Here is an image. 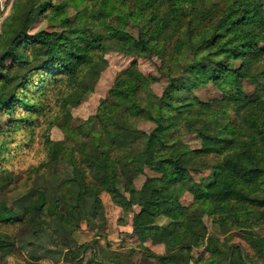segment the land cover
<instances>
[{
  "label": "trees",
  "instance_id": "1",
  "mask_svg": "<svg viewBox=\"0 0 264 264\" xmlns=\"http://www.w3.org/2000/svg\"><path fill=\"white\" fill-rule=\"evenodd\" d=\"M38 19L47 30L29 36ZM109 52L134 62L116 76L95 116L74 127L70 110L93 89ZM154 58L167 82L159 96L151 89L158 77L138 67V60ZM243 82L255 94H246ZM208 84L221 98L203 102L195 96ZM2 118V180L35 142L44 158L28 172L44 187L18 212L21 219L0 206V229L40 220L57 192L71 201L65 213L53 201L59 220L80 216L87 197L97 202L107 192L126 207H139L136 232L164 242L168 252L182 245L180 264H188L190 250L200 244L209 255L193 264H253L240 246L232 250L207 237L204 216L217 217L214 225L223 234L239 229L264 257V236L251 230L252 215L264 219V0H14L0 28ZM140 121L154 125L149 134L137 128ZM52 127L65 139H49ZM192 134L198 149L181 142ZM141 139L143 152L132 153ZM63 162L70 170L57 169ZM144 167L160 176L148 177L137 190L133 179ZM204 170L211 181L194 182L189 172ZM120 183L127 198L118 192ZM186 193L192 195L187 207L179 203ZM160 216L172 221L171 228L156 225ZM5 234L0 232V253L13 246Z\"/></svg>",
  "mask_w": 264,
  "mask_h": 264
},
{
  "label": "rangeland",
  "instance_id": "2",
  "mask_svg": "<svg viewBox=\"0 0 264 264\" xmlns=\"http://www.w3.org/2000/svg\"><path fill=\"white\" fill-rule=\"evenodd\" d=\"M13 1L0 0V28L4 18L11 14ZM44 29L47 30L45 22L38 19L29 29L28 35L33 36L36 32ZM105 58L106 66L100 73L93 89L81 99L77 107L70 110L71 124L74 127L83 125L87 119L95 116L99 102L107 97L116 76L134 62L133 58L114 52L107 53ZM158 65L159 62L156 58L138 60V67L142 74L158 77V80L151 84V89L154 94L159 96L167 82L165 79L159 78L156 71ZM242 85L246 94H255L253 85L248 82H243ZM194 93L203 102L221 98L220 92L211 84L199 88ZM230 119L232 122H236L234 114H230ZM4 120V118L0 119V126H3ZM153 126L147 121L137 123V128L146 134L152 131ZM49 139L62 141L65 138L60 129L52 127L49 130ZM181 142L190 149L200 147V140L194 134L183 135ZM144 144L145 139H141L132 145L130 151L134 154L142 153ZM71 146L77 148L75 143ZM121 156L123 155L117 156L116 159L120 161ZM43 158L44 153L38 149L34 142L31 149L23 151L16 165L10 167L12 173L8 172L6 181L2 180L3 172L0 168V206H6L12 212L18 213L23 210L35 192L44 187L42 178L30 176L31 174L28 172L29 166L37 165ZM56 167L59 171L70 170L64 162L59 163ZM86 174L91 179L90 170H87ZM189 174L198 184L211 181V172L208 170L190 171ZM159 176L160 174L144 167L142 173L133 179V185L135 189L139 190L145 179ZM117 188L118 192L127 198L124 184L120 183ZM59 195L60 193L57 192L54 195L55 199L48 198L46 200L42 216L35 223L25 224L22 223V220L21 224L15 223L11 227L0 229L1 233H6L8 242L13 244L7 251L0 253V264H73L71 263L73 260L77 264L78 262L79 264H94L96 261L105 264H180L182 261L180 254L183 252L182 256L186 255L182 245L168 252V247L164 242H156L152 236L136 232L132 224L139 207L135 204L126 207V201L116 199L110 193L101 192L98 195L99 201L95 202L96 199L93 195L83 201L80 216L74 215L70 219L59 220L55 217L52 209L53 201L57 200V211L62 213H65L66 206L71 203V201L64 202L59 198ZM191 202L192 195L190 193H186L179 199V203L185 207ZM20 214L21 212L17 214L18 219H21ZM251 218V230L259 237L264 236V219L254 215ZM216 219L217 217H203L207 237L209 234L216 236L223 246L233 245L232 248L230 247L232 250L235 246H240L245 253L247 252L251 256L253 264H264V257H260L254 252L243 239V235L239 233V229L230 227L228 232L223 234V230L214 225ZM171 222L161 216L156 219V225L163 228L169 227ZM226 239H230V243H225ZM189 255L188 264H193V260H204L209 253L205 246L200 244L192 247ZM161 258L164 263L158 260ZM219 264H228V260L222 259Z\"/></svg>",
  "mask_w": 264,
  "mask_h": 264
}]
</instances>
